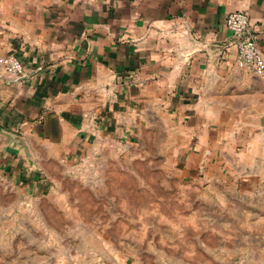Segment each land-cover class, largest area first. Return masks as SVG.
I'll list each match as a JSON object with an SVG mask.
<instances>
[{
    "label": "crops",
    "instance_id": "1",
    "mask_svg": "<svg viewBox=\"0 0 264 264\" xmlns=\"http://www.w3.org/2000/svg\"><path fill=\"white\" fill-rule=\"evenodd\" d=\"M235 11L264 55V0H0V169L64 177L96 153L131 177L206 162L211 190L246 189L264 222V74L237 65Z\"/></svg>",
    "mask_w": 264,
    "mask_h": 264
},
{
    "label": "rangeland",
    "instance_id": "2",
    "mask_svg": "<svg viewBox=\"0 0 264 264\" xmlns=\"http://www.w3.org/2000/svg\"><path fill=\"white\" fill-rule=\"evenodd\" d=\"M95 156L64 177L0 169V264H264L252 196L211 190L206 162L158 160L159 175L131 177L130 163ZM87 242L97 254L80 252Z\"/></svg>",
    "mask_w": 264,
    "mask_h": 264
},
{
    "label": "built area",
    "instance_id": "3",
    "mask_svg": "<svg viewBox=\"0 0 264 264\" xmlns=\"http://www.w3.org/2000/svg\"><path fill=\"white\" fill-rule=\"evenodd\" d=\"M226 25L231 32L230 45L236 47L237 65L256 76L264 74V55L258 45V36L246 11H235L226 18ZM6 70L13 76L23 75V65L18 57L10 55L4 60Z\"/></svg>",
    "mask_w": 264,
    "mask_h": 264
}]
</instances>
